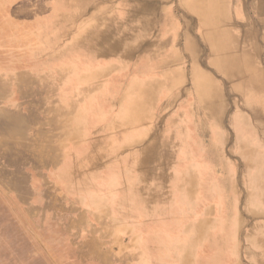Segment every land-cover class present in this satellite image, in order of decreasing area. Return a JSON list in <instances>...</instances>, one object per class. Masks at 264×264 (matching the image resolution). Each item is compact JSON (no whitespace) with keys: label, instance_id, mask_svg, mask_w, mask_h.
<instances>
[{"label":"rangeland","instance_id":"374dc122","mask_svg":"<svg viewBox=\"0 0 264 264\" xmlns=\"http://www.w3.org/2000/svg\"><path fill=\"white\" fill-rule=\"evenodd\" d=\"M37 3L44 14L24 10L9 47V70L27 73L25 93L14 81L0 87V111L71 101L76 84L64 86L60 71L59 91L49 90L43 68L78 56L105 70L89 81L101 90L76 127L41 110L25 125L29 154L14 143L7 151L0 133V264H264V191L251 181L264 171V0H228L232 60L212 48L191 0L11 2L15 13ZM109 31L138 47L125 64L107 54L116 36L98 38ZM162 57L171 76L152 88L158 104L136 127L114 123L132 77L138 86L165 78L151 67ZM253 78L258 86L247 87ZM37 139L60 148L63 162L33 156ZM23 171L40 172L37 193Z\"/></svg>","mask_w":264,"mask_h":264},{"label":"bare ground","instance_id":"6f19581e","mask_svg":"<svg viewBox=\"0 0 264 264\" xmlns=\"http://www.w3.org/2000/svg\"><path fill=\"white\" fill-rule=\"evenodd\" d=\"M207 1L208 2L204 4V0H191V3L193 6V9L201 15L203 31L205 33V36L209 39L212 48L217 50L220 56H223L226 54V56H229V58L232 60L233 59L232 54L230 52L227 54V52L225 51V49L227 48L230 49V46L233 45L232 38H231L232 37L231 29L235 25H233V22L231 23L230 21L231 20L230 15L232 13L231 7H229L228 0H207ZM11 2L13 3L14 0H0V11H2L3 9L6 12V8H10V10L13 11L12 9L13 4H11ZM27 8L29 11L35 12L37 15L44 14L43 9H42L43 7L39 3H37L36 5H32L30 7L20 5V10L17 12H20L21 14L22 12H24V10H27ZM10 20H11V17L8 16L3 20L2 24H0V87L3 89H6L7 84L10 81H14V83L17 84V88H16L17 93L23 95L25 93V89L21 87V85L18 82L21 78L26 77L27 73H25V71L24 72L21 71L20 69L17 71L9 70L10 66L8 64L9 62L8 58L9 56H11V48L9 47H10V44H13L17 42V40H19L18 31L11 28ZM96 22L94 21L95 24ZM95 24H91V25L94 26ZM133 35L132 37H134ZM112 36H116V40L113 43L114 48L111 47L110 50H107V54H110V53L116 54L117 56L121 58V61H123L125 64L127 62L126 57L128 53L133 51L134 48L137 47V45L127 44L128 42L126 43V39L128 38V33L121 32V31L120 32L109 31L106 34L104 33V34L98 35V38L103 37L105 39H109ZM66 62H68V64L65 63L64 65H62V67L60 66L59 68H53V67L43 68L40 72L37 73V77L40 78L41 82L49 90L59 91L58 89L59 87L57 85L58 83L57 79L61 71V74L65 76L66 82H67V83H64V86L68 84H76L75 88L77 90L74 92V94L70 95V99L72 102L69 100L68 96L65 98L64 97L56 98V97L48 96L47 99L43 100L42 105L36 106L33 109L30 106H25L24 104L20 103L21 105L18 104V105H15L14 107L9 106L10 107L9 110H12V111H10L11 113H9L8 115L5 114L3 111H0V133L2 134L4 133L5 139H7L4 142L7 144V151H9V149L13 146L12 143H14L15 146L18 147L20 151L24 153L27 152V154H29L30 149L27 147L29 142L28 140H26V138H24L25 125H26V122H29V120L32 119L31 117H33V115L38 116L41 110L45 111L47 109L48 111H50L52 121L53 119L60 118L61 115L69 117V120H70L69 122L71 123V127L74 128L77 126L78 121L80 120L82 116L81 115L83 113L82 106H90V107L93 106L94 101H91L90 99L93 96L96 97L101 89L99 88L100 86L91 88L92 86L89 85L90 83L89 81H92L93 79H96V78L99 79L100 77H102L105 68L104 67L102 68L93 67L92 65L83 64L80 60V57L78 56L74 60L66 61ZM77 62H80V63L78 64ZM168 65L169 64L166 61V57L164 58L162 57L160 59L155 60L151 65L152 70L156 69L165 78L164 79L159 78L155 81H147V84L144 86H141L144 79H142L143 81L138 86L137 85L138 77L136 76L132 77L131 81L128 83V86H127V89L124 95L120 97L121 113L118 114L116 118L114 117L115 118L114 123L117 124L118 122H121L122 120L123 122H125V124H127L130 120H132L133 125L136 127L137 124L140 123L144 119L143 110H145V108L147 107H150V106L153 107L158 104L157 100L151 97V91L154 86L163 87V85H166V86L169 85L168 79L170 78L171 75L167 72H163L164 69L167 70ZM255 83H256L255 78H253V79H249V81L246 82V85L247 87H250L249 85H253V87H257L258 85ZM201 87H202V84H201ZM94 88H96L97 91ZM68 103H71V104H68ZM211 109L212 108L207 106L206 108L207 113L210 114ZM120 134L121 133L119 132V135ZM31 143L39 147L38 151L33 150L34 152L33 153L31 152L33 156L35 157L39 156L40 158H46V156H49V158L51 157L55 158L57 164H61L63 162V159H62L63 154L61 153V149L58 147H53L51 145L50 140L37 139V140L32 141ZM147 148L151 152H153L154 145L149 144ZM56 153H58L59 155L58 157L55 156ZM8 154H10V152H8ZM12 162H15V161L13 160ZM189 171L190 170L185 169V173H184L186 174L185 177L195 178L194 175ZM22 173L24 175L27 174L29 176L28 177L29 181L27 182L29 191L31 192L34 191V193H37L39 191V184H40L39 179L42 178L41 175L39 174L40 172L32 171V174H28L26 171L25 172L23 171ZM7 181H9V179ZM251 181L254 182L255 185L260 186V188L264 191V171L259 172V175L254 176L251 179ZM32 188H33V191H32ZM261 198L264 199V195ZM257 239L261 243H264L263 238L262 239L257 238Z\"/></svg>","mask_w":264,"mask_h":264},{"label":"crops","instance_id":"0c3cea01","mask_svg":"<svg viewBox=\"0 0 264 264\" xmlns=\"http://www.w3.org/2000/svg\"><path fill=\"white\" fill-rule=\"evenodd\" d=\"M12 10H10V8H6V12L2 9V11H0V24H2L3 20L6 17H11V26H16L15 28L11 27L12 29H16L17 31L20 30V26L24 25L25 22L24 20H21V14L20 12H13Z\"/></svg>","mask_w":264,"mask_h":264}]
</instances>
